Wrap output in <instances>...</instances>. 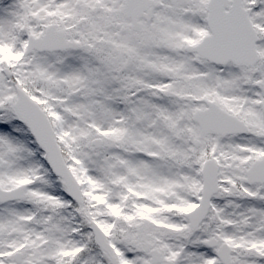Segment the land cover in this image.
<instances>
[{
  "label": "snow or ice",
  "instance_id": "6c2138e0",
  "mask_svg": "<svg viewBox=\"0 0 264 264\" xmlns=\"http://www.w3.org/2000/svg\"><path fill=\"white\" fill-rule=\"evenodd\" d=\"M0 264H264V0H0Z\"/></svg>",
  "mask_w": 264,
  "mask_h": 264
}]
</instances>
